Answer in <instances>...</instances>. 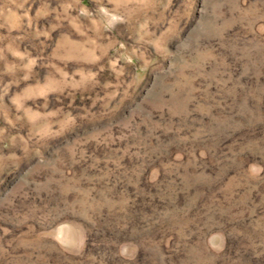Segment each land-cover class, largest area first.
I'll use <instances>...</instances> for the list:
<instances>
[{"label": "rangeland", "instance_id": "1", "mask_svg": "<svg viewBox=\"0 0 264 264\" xmlns=\"http://www.w3.org/2000/svg\"><path fill=\"white\" fill-rule=\"evenodd\" d=\"M0 264H264V0H0Z\"/></svg>", "mask_w": 264, "mask_h": 264}]
</instances>
